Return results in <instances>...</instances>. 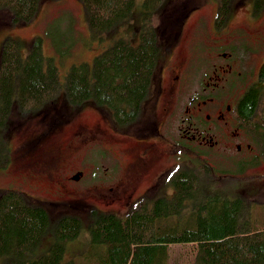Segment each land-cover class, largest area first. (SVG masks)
I'll return each instance as SVG.
<instances>
[{
  "label": "trees",
  "instance_id": "1",
  "mask_svg": "<svg viewBox=\"0 0 264 264\" xmlns=\"http://www.w3.org/2000/svg\"><path fill=\"white\" fill-rule=\"evenodd\" d=\"M82 1L93 39L107 44L115 28L136 21V44L123 37L114 40L91 63L73 64L60 83L55 64L49 59L46 65L42 37L37 36L26 53L17 39L9 37L0 54V125L14 107L22 113L43 109L61 89L71 104L93 101L107 107L120 124L131 122L140 112L152 86L159 50L156 30L145 19L166 0ZM40 2L0 0V8L13 13V23L24 24L34 18ZM231 2L219 1L220 17L230 13ZM262 8L264 0H255V9ZM140 19L146 24L138 31ZM257 105L264 114L262 84H255L246 94L241 110L250 113ZM9 161V147L0 138V168ZM187 161V166L173 172L171 193L136 205L125 217L114 212L99 214L81 260L85 264H170V247L189 243L197 253L195 264H264V202L213 192L215 170L199 150L191 148ZM225 176L244 181L264 174ZM50 222L48 208L34 203L23 190L1 192L0 264H79L65 258L68 242L82 231L76 215L59 218L54 243L46 253L35 255ZM102 247L108 253L101 252Z\"/></svg>",
  "mask_w": 264,
  "mask_h": 264
},
{
  "label": "flooded vegetation",
  "instance_id": "2",
  "mask_svg": "<svg viewBox=\"0 0 264 264\" xmlns=\"http://www.w3.org/2000/svg\"><path fill=\"white\" fill-rule=\"evenodd\" d=\"M189 1L193 6L155 10L149 19H145L156 30L159 50L152 86L134 119L120 124L107 107L93 101L63 102L60 108L65 109L58 108L52 121L57 131L54 135L44 134L46 142L36 158L34 156L27 163L33 171H25L24 179L38 182L49 194L58 192L54 190L56 185L68 193L65 176L79 180L84 173L80 169L72 174L74 156L84 145L97 142L107 149V161L114 168H121L110 188H118L119 200L130 206L133 199L141 205L149 203L154 194H165L173 172L179 166H187L191 148L199 150L202 158L204 151H225L245 158L246 162V158L253 159L254 152L264 160L263 110L259 105L250 113L241 110L252 87L255 84L264 86V34L261 36L254 29L257 26L247 22L241 27V35L247 42L228 40L223 43V29L231 20V13L219 16V1L224 0L215 1L218 7L212 16H207L196 3L206 0ZM238 2L240 9L234 12L243 10L244 3L249 2L251 10L247 9V17L253 21L264 19L263 9H255V0ZM146 23L138 20L137 30ZM200 44L205 46V57L210 64L202 70L196 86L187 90L186 81H192L199 64L194 67ZM224 47L228 48L222 51ZM83 103L94 108L96 117L72 120L84 112ZM43 109L32 111L31 115ZM130 128L132 132L127 130ZM48 159L54 161L55 170L47 175L44 172L47 170L39 169L47 165ZM206 161L214 166L210 158ZM236 166L239 172L243 168L242 164ZM111 169L110 165L106 166V173L109 174ZM44 175L49 185L40 182ZM262 180L264 178L248 181Z\"/></svg>",
  "mask_w": 264,
  "mask_h": 264
},
{
  "label": "rangeland",
  "instance_id": "3",
  "mask_svg": "<svg viewBox=\"0 0 264 264\" xmlns=\"http://www.w3.org/2000/svg\"><path fill=\"white\" fill-rule=\"evenodd\" d=\"M216 0H206L196 2L200 5L202 11L207 16H212L217 11L218 2ZM247 1V0H244ZM191 5L193 2L189 0H166L159 9H186L184 6ZM243 10L234 12L240 9L238 0L231 2V20L229 26L223 29L222 42L241 41L247 42V39L241 35L244 23H250L254 26L255 31L261 36L264 34V19L259 21L250 20L246 15L247 9L251 10L249 2L244 3ZM262 16L264 17V8H262ZM230 15V14H229ZM136 19V15L134 16ZM245 25V24H244ZM138 27V25H137ZM135 32V34H130ZM205 32V29H203ZM111 38L107 44L103 40L93 39L88 26V15L84 8L82 0H41L38 10L34 18L24 24L13 23V13L7 8H0V54L4 42L9 38L17 39L26 53L31 42L37 37H42L43 51L47 60H51L58 69V79L62 83L65 76L73 64L86 61L91 63L94 56L102 52L109 43L119 38H125L136 44V21L124 27H118L111 33ZM240 35V36H239ZM253 36V35H252ZM255 37V36H254ZM226 38V39H225ZM228 47L222 48L227 49ZM199 57L195 61V65L199 62L198 67H195L196 74L192 81H186L187 90L196 86V82L201 76L202 70L208 68L209 60L205 57V46L200 44L198 49ZM62 89L57 96L44 107L38 114L31 115L22 113L16 107L11 111L4 125H0V138H3L9 147L10 161L4 168H0V193L10 188H18L26 192L34 203L42 204L48 208L51 222L43 236L41 246L38 249L36 256L46 253L55 241V223L63 215H76L81 218L82 231L79 237L68 242L65 258L67 260L74 259L79 264H85V260H81V252L90 245L92 232L90 230L101 213L114 212L125 217L128 212L137 205L138 201H134L128 207L122 204L121 193L118 188H110L114 186L113 180L116 175H120L121 168H114V165L107 161L108 151L104 145L97 142L88 143L81 147V150L74 156V165L72 174L78 170H83L79 180L70 179L67 175L64 178V183L69 192H63V188L56 185L54 190L57 193H47L42 189L40 184L35 181L24 179L23 173L28 170L33 171L32 166L27 163L36 158V155L41 151L42 145L46 140L44 134L54 135L57 129H54L52 121L54 114L60 108L63 102H68L62 94ZM70 104V103H69ZM83 103L84 112L77 114L72 120L83 119L86 117H96L94 108ZM129 132L133 130L127 129ZM209 157L203 155V158L214 162L212 166L215 170V187L213 192L227 194L229 197L241 196L245 201L263 203L264 202V180L251 183L248 180L237 181L234 178H225V174L247 177L255 174H264V160L253 153L252 158L237 156L234 153H225V151H208ZM35 156V157H34ZM193 156V155H191ZM34 157V158H33ZM242 164L243 168L239 172L236 165ZM112 167L110 173L107 174L106 166ZM47 175L55 170V163L52 159H48L47 165L44 168ZM224 169V171H222ZM225 170L227 173H225ZM222 171V172H221ZM56 173V172H55ZM224 174V175H222ZM55 176V174H54ZM225 178V182L221 180ZM264 178V177H262ZM40 182L44 185H49L50 182L47 176H43ZM35 186V187H34ZM43 186V185H42ZM170 186L168 192L171 193ZM59 196H57V195ZM154 194L150 199H154ZM136 196V195H135ZM51 201V203H46ZM108 248L102 247L100 250L103 253L107 252ZM171 253L170 264H195L196 251L192 244H177L169 249Z\"/></svg>",
  "mask_w": 264,
  "mask_h": 264
},
{
  "label": "water",
  "instance_id": "4",
  "mask_svg": "<svg viewBox=\"0 0 264 264\" xmlns=\"http://www.w3.org/2000/svg\"><path fill=\"white\" fill-rule=\"evenodd\" d=\"M76 178H78V176Z\"/></svg>",
  "mask_w": 264,
  "mask_h": 264
}]
</instances>
